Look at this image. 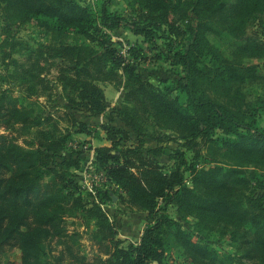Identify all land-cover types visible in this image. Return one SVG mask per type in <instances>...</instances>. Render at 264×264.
Segmentation results:
<instances>
[{"label": "trees", "instance_id": "1", "mask_svg": "<svg viewBox=\"0 0 264 264\" xmlns=\"http://www.w3.org/2000/svg\"><path fill=\"white\" fill-rule=\"evenodd\" d=\"M97 1L98 11L79 0H0V7L13 9L19 19L34 17L51 30L79 33L99 42L104 57L123 70L162 124L182 133L188 141L200 139L205 144L219 140L232 153L264 165V127L256 119L260 114L264 116V97L244 91L249 81L264 82V38L251 28L255 18L264 16V0H139L144 8L140 21L112 10L111 0ZM190 12L195 16L194 23ZM119 27L143 34L145 41L164 38L166 49L157 58L181 69L183 75L176 94L141 73L137 62L147 58L143 47H130L127 56L109 41L106 30ZM188 32L191 39L186 43ZM209 34L229 41L217 45L210 42ZM72 71L75 77L67 80L76 97L69 101L85 112L103 113L105 94L85 78L87 65ZM33 111L28 105L18 104V99L6 91L0 93V121L6 128L39 127L41 121L32 115ZM103 129L112 146L96 148L97 162L132 202L150 213L154 223L145 228L138 244L106 243L102 247L107 257L97 256L94 263L86 264L161 261L166 227L173 222L166 214L172 202L201 216L238 225L258 224L257 244L264 247L263 216L256 221L242 203L228 197L235 185L248 181L246 170L222 164H206L197 169L195 163L183 160L166 173L136 148L114 152L119 142L130 140L129 131L113 125H103ZM219 133L222 137H218ZM57 147L56 143L45 142L25 147L10 135H0V255L14 247L21 252L19 261L2 264H64L65 249L52 253L47 240L58 237L61 243L62 237H73L77 232L68 234L64 227L66 216L85 214L86 218H98V222L105 218L101 206L87 201L79 192L67 158L51 166L47 158L51 151L58 152ZM196 156L199 158V152ZM186 171L191 173V184H187ZM258 184L264 192V178L259 177ZM29 224L32 226L26 227ZM97 235L94 231L93 236ZM182 238L194 260L234 264L218 257L204 243Z\"/></svg>", "mask_w": 264, "mask_h": 264}, {"label": "rangeland", "instance_id": "2", "mask_svg": "<svg viewBox=\"0 0 264 264\" xmlns=\"http://www.w3.org/2000/svg\"><path fill=\"white\" fill-rule=\"evenodd\" d=\"M79 1L98 11L100 1ZM110 8L126 13L129 20L140 21L144 13L139 0H111ZM190 17L194 23L192 12ZM251 28L264 38V16L255 18ZM106 34L109 41L127 56L130 47H143L147 58L140 59L137 64L144 77L161 87L170 88L174 94L178 92L183 75L181 69L157 58L166 49L164 38L145 41L143 34L126 27L106 30ZM190 35L188 32L186 43L190 42ZM208 37L217 45L229 41L221 35L209 34ZM103 53L97 41L79 33L51 30L34 17L19 19L13 9L6 11L0 7V93L6 91L8 96L18 99V104L28 105L34 110L32 115L41 121L39 127L32 129L21 125L6 128L0 121V135H10L25 147H37L39 142L56 143L58 152L51 151L50 158H47L51 166L67 158L69 171L74 174L71 178L79 186V192L87 201L98 203L105 214L99 222L98 218H86L85 214L67 215L65 229L69 235L77 232L73 237H62L61 243L58 237L48 239L52 253L65 249L64 264L94 263L97 256L107 257L103 253L104 244L113 245L116 241H120L121 246L138 244L145 228L154 223L150 213L132 202L97 162L96 148L112 146L103 125L117 126L130 133V140L119 142L115 153H121L127 147L136 148L145 159L162 166L166 173L183 160L195 163L197 169L206 164H222L246 170L248 181L235 185L228 197L242 203L250 215L256 216V221L260 215L264 218V192L258 188V178H264V165L232 153L219 140L205 144L200 139L188 141L182 133L162 124L123 70L113 66ZM82 65L88 67L85 78L104 91L106 110L103 113L85 112L69 101L76 94L67 78H74L72 70ZM244 91L264 97V82L249 81L244 85ZM256 119L264 127V116L260 114ZM218 137L222 134L219 133ZM179 151L183 154L180 155ZM191 177L186 171L187 184H191ZM162 205L160 200L159 206ZM166 214L173 222L166 227L163 257L151 264H212L206 259L194 260L185 249L183 236L185 241L192 238L204 243L218 257L234 264H264V247L257 244L256 238L258 224L238 225L201 216L195 211L181 209L177 202L168 205ZM94 231L98 233L96 237ZM20 259L21 252L17 247L0 255L1 264Z\"/></svg>", "mask_w": 264, "mask_h": 264}]
</instances>
